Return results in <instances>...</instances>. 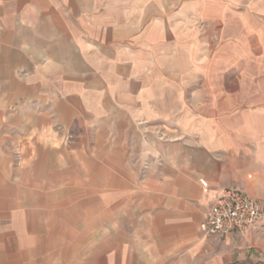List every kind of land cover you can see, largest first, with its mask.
I'll return each mask as SVG.
<instances>
[{"label":"crops","instance_id":"1","mask_svg":"<svg viewBox=\"0 0 264 264\" xmlns=\"http://www.w3.org/2000/svg\"><path fill=\"white\" fill-rule=\"evenodd\" d=\"M264 0H0V264H264Z\"/></svg>","mask_w":264,"mask_h":264},{"label":"built area","instance_id":"2","mask_svg":"<svg viewBox=\"0 0 264 264\" xmlns=\"http://www.w3.org/2000/svg\"><path fill=\"white\" fill-rule=\"evenodd\" d=\"M264 215V206L236 187H226L213 199L206 218L199 227L206 234L229 235L256 230Z\"/></svg>","mask_w":264,"mask_h":264}]
</instances>
